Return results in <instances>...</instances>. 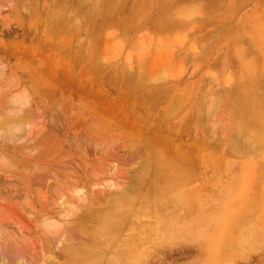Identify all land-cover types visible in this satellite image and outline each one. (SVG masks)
<instances>
[{"label":"rangeland","instance_id":"1","mask_svg":"<svg viewBox=\"0 0 264 264\" xmlns=\"http://www.w3.org/2000/svg\"><path fill=\"white\" fill-rule=\"evenodd\" d=\"M0 216V264H264V0H0Z\"/></svg>","mask_w":264,"mask_h":264},{"label":"bare ground","instance_id":"2","mask_svg":"<svg viewBox=\"0 0 264 264\" xmlns=\"http://www.w3.org/2000/svg\"><path fill=\"white\" fill-rule=\"evenodd\" d=\"M83 1V0H82ZM67 2V1H66ZM68 2H69V0H68ZM72 2H73V0H72ZM80 2V1H79ZM86 2V1H85ZM56 3V2H55ZM38 4V3H37ZM68 4H70V3H68ZM80 4V3H79ZM82 4H84V3H82ZM47 5V4H46ZM45 5V6H46ZM76 7V6H75ZM67 9V8H66ZM52 10V9H51ZM57 10V9H56ZM109 10V9H108ZM48 11V10H47ZM57 12V11H56ZM81 12V11H80ZM78 13V12H77ZM52 14V13H51ZM55 15V14H54ZM58 16V15H57ZM77 16V15H76ZM72 21V20H71ZM76 22V21H75ZM73 24H75V23H73ZM60 27V26H59ZM71 31V30H70ZM92 34V33H91ZM55 36V35H54ZM81 39V38H80ZM42 52V51H41ZM257 71V70H256ZM255 74V73H254ZM256 75V74H255ZM254 75V76H255ZM130 78V77H129ZM137 81V80H136ZM240 90V89H239ZM133 92V91H132ZM237 97V96H236ZM244 97V96H243ZM238 98V97H237ZM255 103V102H254ZM216 105V104H215ZM253 107H254V105H253ZM248 108V107H247ZM202 110V109H201ZM203 110H204V108H203ZM249 110V109H248ZM251 110H253V108L251 109ZM251 110H249L250 112H252ZM262 110V109H261ZM20 114V113H19ZM232 121V120H231ZM141 125V124H140ZM131 126V125H130ZM14 128V127H13ZM133 143V142H132ZM113 146V145H112ZM96 148V147H95ZM94 148V149H95ZM153 151V150H152ZM154 153V152H153ZM155 154V153H154ZM152 155V154H151ZM145 156V155H144ZM148 160V159H147ZM170 161H171V159H170ZM174 161V160H173ZM148 164V163H147ZM101 165V164H100ZM109 167V166H108ZM153 170V169H152ZM97 171V170H96ZM189 171V170H188ZM90 172V171H89ZM88 172V173H89ZM138 173H140V172H138ZM100 174V173H99ZM141 174H143L142 172H141ZM90 175V174H89ZM140 177V176H139ZM138 177V178H139ZM71 181V180H70ZM141 181V180H140ZM144 181V180H143ZM69 184V183H68ZM70 187V186H69ZM71 187H73V186H71ZM131 188V187H130ZM81 189V188H80ZM150 189V188H149ZM71 190V189H70ZM77 193H81V192H79L80 190H75ZM156 191V190H155ZM87 192V191H86ZM88 193V192H87ZM126 193V192H125ZM81 195V194H80ZM87 195V194H86ZM92 197V196H91ZM93 198H94V196H93ZM86 199V198H85ZM79 200V199H78ZM122 201V200H121ZM88 202L90 203V201L88 200ZM124 202V201H123ZM88 203V204H89ZM124 203H126V201L124 202ZM65 204V203H64ZM71 204V203H70ZM5 208H7V207H5ZM62 208V207H61ZM83 209H84V206H83ZM115 209H117V208H115ZM5 211V210H4ZM12 211V210H11ZM13 213V212H12ZM88 213V212H87ZM86 213V214H87ZM14 214V213H13ZM7 215V214H6ZM63 215V214H62ZM65 215V214H64ZM105 215H108V214H105ZM110 215H111V213H110ZM1 217V216H0ZM60 217V216H59ZM3 217H1L0 219H2ZM6 218V217H5ZM4 218V219H5ZM65 218V217H64ZM75 218V217H74ZM111 218V217H110ZM46 219V218H45ZM9 220V218L7 219L6 218V220L5 221H8ZM10 221H12V220H10ZM13 221H15V220H13ZM48 221V220H47ZM1 222V221H0ZM20 223V225H21V228L20 227H18L19 226V224L17 225V223H15V227L17 228H19L20 229V231H19V233H20V236H21V240H23V239H25V237L27 236V224H25L26 222L24 221V220H21V221H19ZM73 222V221H72ZM66 224H67V222H65ZM69 223V222H68ZM78 223V221L76 222V224ZM12 224H13V222H12ZM55 224V223H54ZM61 225L63 224V223H60ZM2 225L3 226H5V225H7V223H5V225L2 223ZM32 225V224H31ZM59 225V224H58ZM68 225H70V224H68ZM0 226H1V224H0ZM63 226V225H62ZM1 228H3V227H1ZM5 228V227H4ZM11 228H13V227H11ZM32 229V228H31ZM55 229V228H54ZM61 228L59 227V230H60ZM75 229V228H74ZM58 230V229H57ZM0 231H1V229H0ZM30 231V230H29ZM37 231H38V229H37ZM63 231V230H62ZM69 231V230H68ZM67 231V232H68ZM81 231V230H80ZM2 232V231H1ZM1 232H0V235H4V234H1ZM5 232V231H4ZM66 232V231H65ZM71 232V231H70ZM82 233V232H81ZM16 234V233H15ZM30 233H28V235H29ZM82 234H84V233H82ZM17 235H18V232H17ZM44 235V234H43ZM75 235V234H74ZM38 236V235H37ZM63 236V235H62ZM66 236V235H65ZM83 236V235H82ZM85 236V235H84ZM31 237V236H30ZM61 237V236H60ZM68 237V236H67ZM10 238L11 239H13V235H12V237L10 236ZM19 238V237H18ZM23 238V239H22ZM32 239V238H31ZM51 239V238H50ZM70 239H72L73 240V238H70ZM82 239V238H81ZM1 240V239H0ZM2 240H3V238H2ZM1 240V241H2ZM15 240V239H14ZM37 240V239H36ZM64 240V239H63ZM75 241L77 240V239H74ZM33 241V240H32ZM20 242V240L19 241H17L16 240V246L17 247H19V249H24V247L23 246H21V244L19 243ZM78 242V241H77ZM104 242V241H103ZM13 243V242H12ZM60 243V242H59ZM72 243V242H71ZM14 244V245H15ZM30 244V243H29ZM82 244V243H81ZM101 244V243H100ZM41 245H42V243H41ZM96 245V244H95ZM2 246H3V244H2ZM2 246H1V248H2ZM10 246H11V244H10ZM82 246H84V245H82ZM90 245H88V246H86V247H89ZM92 246H94V244H91V246L90 247H92ZM21 247V248H20ZM71 247H73V246H71ZM85 247V246H84ZM43 248V247H42ZM93 248V247H92ZM10 249H12V248H10ZM9 249V250H10ZM71 249V248H70ZM73 249H75L74 247H73ZM67 250H69V248L67 249ZM80 250H81V248H80ZM18 251V250H17ZM22 251V250H21ZM44 251V250H43ZM70 251V250H69ZM81 251H83V249L81 250ZM86 251H87V249H86ZM88 251H90V250H88ZM10 252V251H9ZM13 252V251H12ZM14 252H15V250H14ZM13 252V253H14ZM20 252V251H19ZM23 253V252H22ZM72 253H73V251H72ZM71 253V254H72ZM77 253V252H76ZM95 253H96V251H95ZM18 254V253H17ZM82 254H84V253H82ZM86 254V253H85ZM90 254V253H89ZM92 254V253H91ZM90 254V255H91ZM80 256V255H79ZM84 256V255H83ZM70 257V256H69ZM6 258V257H5ZM47 258V257H46ZM72 258V257H71ZM2 259V258H1ZM27 259V258H26ZM74 259H76V258H74ZM48 260V259H47ZM46 260V261H47ZM2 261V260H1ZM5 261V260H4ZM10 261V260H9ZM15 262V261H14ZM47 263V262H46ZM16 264V263H15ZM24 264V263H23ZM26 264V263H25Z\"/></svg>","mask_w":264,"mask_h":264}]
</instances>
